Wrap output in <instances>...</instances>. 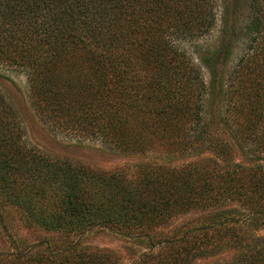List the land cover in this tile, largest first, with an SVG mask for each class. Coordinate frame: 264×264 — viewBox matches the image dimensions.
Returning a JSON list of instances; mask_svg holds the SVG:
<instances>
[{"label": "trees", "instance_id": "obj_1", "mask_svg": "<svg viewBox=\"0 0 264 264\" xmlns=\"http://www.w3.org/2000/svg\"><path fill=\"white\" fill-rule=\"evenodd\" d=\"M224 50L234 57L219 122L251 166L234 161L207 117L205 70ZM11 68L25 73L31 107L55 134L119 154L165 147L188 161L152 157L130 179L56 158L28 140L0 88V236L13 208L27 227L68 237L106 228L153 245L149 231L200 211L197 225L164 240L161 264H192L226 233L251 249L239 262L264 264V237L244 244L246 224H264V0H0V71ZM79 241L11 239L0 264H117Z\"/></svg>", "mask_w": 264, "mask_h": 264}, {"label": "rangeland", "instance_id": "obj_2", "mask_svg": "<svg viewBox=\"0 0 264 264\" xmlns=\"http://www.w3.org/2000/svg\"><path fill=\"white\" fill-rule=\"evenodd\" d=\"M194 49L193 46H191ZM233 55L227 58L225 50L220 56L214 57L211 68H206L205 77L209 87L210 100L207 103V117L213 121L216 131L230 142L234 161L243 166H251L252 163L246 158L237 144L232 139L230 130L219 122V112L223 107L224 101L221 96V85L227 84L229 80V72L232 66ZM0 88L12 99L17 108L26 129L28 140L40 148L44 153L50 154L56 158L65 159L72 162L82 163L90 168L98 171H110L115 169H123L127 176L136 178L138 167L142 162L149 161L153 158H163L175 164L188 161V159L171 157L166 152L165 147H158L148 154H119L116 150H110L102 143L92 140L78 141L64 136L62 133L55 134L49 130L41 121L35 110L31 107V99L28 88V81L25 73L21 69H13L0 71ZM153 155V156H152ZM202 156H214L208 150ZM193 157V156H192ZM161 161V160H157ZM264 162V161H263ZM258 162V163H263ZM239 203H231L230 207H239ZM228 208V205L224 206ZM7 215V233L0 236V250L11 251V239L18 242H25L27 245L41 243L45 246L62 247L69 241L80 240V246L90 247L91 250L97 251L103 249L110 251L115 255L117 264H161L167 247L165 239L171 240L181 235V230L197 225L201 221L200 211H191L190 213H178L172 216L161 227L149 231L151 241L148 238H136L125 236L106 228H96L86 233H72L70 237L63 236L59 230L46 229L43 227H27L19 214L13 209H9L4 213ZM200 217V218H199ZM179 230V231H177ZM247 239L244 241L251 244L253 237H264V224L250 225L246 224L244 229ZM179 232L180 234H176ZM178 235V236H177ZM212 235V234H210ZM216 235V234H213ZM215 238V237H213ZM230 234H224L222 240L224 243L219 249L204 252L202 256L192 259L194 264H242L239 262V254L242 249L243 257L251 253L250 248H243L240 244L233 243ZM234 238V237H233ZM12 248V249H11ZM192 263V264H193Z\"/></svg>", "mask_w": 264, "mask_h": 264}]
</instances>
